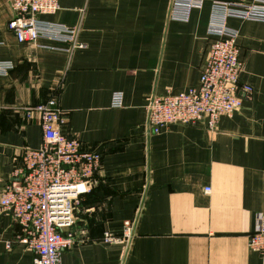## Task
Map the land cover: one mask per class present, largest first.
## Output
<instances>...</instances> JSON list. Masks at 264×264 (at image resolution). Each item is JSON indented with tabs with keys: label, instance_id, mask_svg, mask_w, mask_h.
<instances>
[{
	"label": "crops",
	"instance_id": "obj_1",
	"mask_svg": "<svg viewBox=\"0 0 264 264\" xmlns=\"http://www.w3.org/2000/svg\"><path fill=\"white\" fill-rule=\"evenodd\" d=\"M171 1L58 0L60 9L42 17L79 27L85 48L68 53L18 42L7 27L9 0H0V62L14 65L0 74V198L24 149L43 144L27 111L53 96L65 112L62 131L103 154L97 183L63 229L76 241L63 264H264L248 248L264 214V22L226 21L239 31V80L253 88L241 108L214 130L201 122L152 133L148 98L197 86L211 42L210 0L187 22L170 19ZM114 92L120 107L111 106ZM106 232L118 239L105 242ZM25 235L0 209V264H35Z\"/></svg>",
	"mask_w": 264,
	"mask_h": 264
},
{
	"label": "built area",
	"instance_id": "obj_2",
	"mask_svg": "<svg viewBox=\"0 0 264 264\" xmlns=\"http://www.w3.org/2000/svg\"><path fill=\"white\" fill-rule=\"evenodd\" d=\"M206 0H172L171 20L187 22L193 9L203 7ZM207 33L211 38L208 54L197 86L178 93L166 92L147 100V125L152 133L172 124L196 125L204 122L214 130L221 116H230L241 108L242 98L253 88L241 83L244 63L238 57L239 31L226 24L228 18L264 22V0H210ZM14 17L8 29L20 43H36L52 50L72 53L85 48L79 40V27L43 18L55 14L58 0H9ZM40 40L52 42L40 44ZM12 62H0V74L7 75ZM122 92H114L111 106L122 105ZM65 112L56 96L30 108L26 116L36 117L43 132V144L38 149L25 148L22 166L15 170V179L4 189L0 209L11 213L24 227L22 242L35 253V264H63V252L72 248L75 238L64 228L75 222V210L81 196L97 183L103 154L96 149H84L81 140L68 136L61 129ZM205 192L209 188H205ZM132 234V224L124 222L123 238ZM110 232L105 242L117 240ZM248 248L264 255V214L248 235Z\"/></svg>",
	"mask_w": 264,
	"mask_h": 264
},
{
	"label": "trees",
	"instance_id": "obj_3",
	"mask_svg": "<svg viewBox=\"0 0 264 264\" xmlns=\"http://www.w3.org/2000/svg\"><path fill=\"white\" fill-rule=\"evenodd\" d=\"M47 100H48V99H47ZM47 100H46V101H47Z\"/></svg>",
	"mask_w": 264,
	"mask_h": 264
}]
</instances>
